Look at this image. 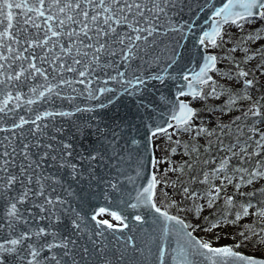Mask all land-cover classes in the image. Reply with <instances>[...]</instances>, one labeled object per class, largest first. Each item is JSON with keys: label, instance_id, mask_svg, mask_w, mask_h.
Returning a JSON list of instances; mask_svg holds the SVG:
<instances>
[{"label": "snow or ice", "instance_id": "1", "mask_svg": "<svg viewBox=\"0 0 264 264\" xmlns=\"http://www.w3.org/2000/svg\"><path fill=\"white\" fill-rule=\"evenodd\" d=\"M262 156L264 0H0V264H264Z\"/></svg>", "mask_w": 264, "mask_h": 264}, {"label": "rangeland", "instance_id": "2", "mask_svg": "<svg viewBox=\"0 0 264 264\" xmlns=\"http://www.w3.org/2000/svg\"><path fill=\"white\" fill-rule=\"evenodd\" d=\"M239 113H234V115H238ZM206 115V114H205ZM203 116L202 117V119L204 120V121H209V120H212V121H214L215 120V116L214 117H207V116ZM227 119H229V117H227V116H225L224 118H223V120H227ZM199 142H204L203 140H200ZM237 151H239V149H237ZM157 155H160L159 153H157ZM174 159H176L177 161H179L180 160V157L179 156H177V157H174ZM185 159H187V157H185ZM236 158H233V160H232V164H233V166H235V165H237V163H238V161H237V159L235 160ZM220 160H221V158H216V159H214V161H215V164H213V166H218L219 165V163H220ZM259 160H264V156H262V157H260L259 158ZM258 164V159L257 158H255V157H253L252 159H251V161L248 163V165L247 164H243L242 166H244V167H254V166H256ZM211 170V168L210 169H207V170H205V171H210ZM217 183H219V181H217ZM257 183V186H264V181H257L256 182ZM233 189L231 188V187H229V192H231ZM243 190H248V189H243ZM253 212L255 211V209H253L252 210ZM100 218H102V219H108V220H110V221H112L113 223H119L118 221H115L109 214H107V213H105V214H102L101 216H100ZM251 222V220L250 219H242V221H241V225H243V224H246V223H250ZM229 231H233V230H229ZM231 241L230 240H228V239H222V240H220L218 243H220V244H226V243H230ZM213 243L215 244V243H217L216 241H213ZM245 251H247V252H249V253H251V254H255V255H257V256H259L260 255V253L255 249V248H252L251 246H249V248L248 249H245Z\"/></svg>", "mask_w": 264, "mask_h": 264}, {"label": "trees", "instance_id": "3", "mask_svg": "<svg viewBox=\"0 0 264 264\" xmlns=\"http://www.w3.org/2000/svg\"><path fill=\"white\" fill-rule=\"evenodd\" d=\"M205 116L207 117H214L212 115H208L206 114ZM229 119L227 120H224L225 123H228ZM225 131H230L232 133V137L231 138H223L222 139L224 140V144L227 145L229 142H230V139H234V136H235V127L233 125H229V128L228 129H225ZM201 145H204L205 144V141L202 143V142H199ZM212 150L211 152H205V148L202 147L201 148V154H200V163L196 165V168H195V172H200L201 170H207V169H210L213 166V164H205L204 161L205 160H214L216 158H221L223 156L226 155V153H224L223 151H219L216 147V139H215V136L212 138ZM188 159V158H187ZM236 160V159H235ZM251 161V160H250ZM248 165V163H246ZM195 174V173H193ZM253 203H255V201H253Z\"/></svg>", "mask_w": 264, "mask_h": 264}, {"label": "water", "instance_id": "4", "mask_svg": "<svg viewBox=\"0 0 264 264\" xmlns=\"http://www.w3.org/2000/svg\"><path fill=\"white\" fill-rule=\"evenodd\" d=\"M96 206L97 207H106V208H109V212H111V211H123L124 214H126V215H128L132 211L130 209H122V208H119V207H117L115 205H109L108 203L104 202L103 200L99 201ZM124 231L127 234V230H124ZM118 234L119 233H117V235Z\"/></svg>", "mask_w": 264, "mask_h": 264}]
</instances>
